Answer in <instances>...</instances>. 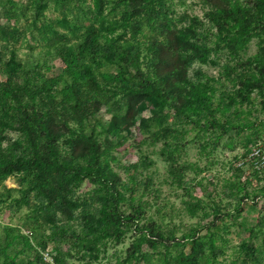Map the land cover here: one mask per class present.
I'll use <instances>...</instances> for the list:
<instances>
[{"label":"rangeland","instance_id":"374dc122","mask_svg":"<svg viewBox=\"0 0 264 264\" xmlns=\"http://www.w3.org/2000/svg\"><path fill=\"white\" fill-rule=\"evenodd\" d=\"M161 1L160 8L178 24L195 17L201 37L212 46L216 32L209 28L207 0ZM96 3L0 0V25L17 30L16 39L0 47V116L9 118L6 123L0 121L4 124L0 148L19 135L18 123L11 115H17V107L8 93L13 84L27 78L37 84L56 80L62 88L70 82L71 78L63 74V63L53 53L58 40L67 45L78 42L93 27L106 41L129 39V24L122 16L133 5L130 0H100L97 10ZM138 19L132 16L128 21ZM228 31L223 25L217 37L228 36ZM151 34L144 28L134 41L144 42ZM9 51L23 63L21 72L14 75L7 74L4 67ZM257 51V38L250 35L234 58L219 47L209 55L214 63L194 62L188 74L192 79L208 81L209 107L208 112L191 109L184 115L168 107L156 111L146 100L138 103L133 113H125L123 94L133 83L121 77L116 63L99 59L102 90L97 103L94 99L95 110L81 117L80 124L86 134L98 140L109 165L120 177L123 198L111 204L110 211L129 214V228L117 239L99 238L94 249L88 250L76 243L80 232L77 238L67 232L65 240H61V230L50 236L37 207L45 200L49 182L40 183L44 190L38 191L30 187L29 176L11 173L0 180V244L5 243L6 232L10 241L0 251V264H36L35 256L49 258L48 252H58L62 264H135L124 257L140 225L153 227L161 235V242L154 247L142 245L154 264H159L162 257L184 255L193 238L205 244L198 264H264L263 98L250 92L238 100L235 91L240 76L236 70L225 76L228 69L224 67H232L238 57L255 56ZM58 102L52 93L30 104ZM21 103L31 108L27 100ZM125 117L129 118L126 126ZM71 125L76 123L71 121ZM71 186V197L77 202H87L94 190L83 177H77ZM73 219L69 226L77 232L80 219Z\"/></svg>","mask_w":264,"mask_h":264},{"label":"trees","instance_id":"16d2710c","mask_svg":"<svg viewBox=\"0 0 264 264\" xmlns=\"http://www.w3.org/2000/svg\"><path fill=\"white\" fill-rule=\"evenodd\" d=\"M130 2L133 5L122 16V20L129 24V39L122 42L103 40L94 27L81 40L69 45L57 37L53 53L63 63V74L71 78L68 84L59 88L56 80L37 84L27 78L21 84H13L8 91L17 107V115L15 112L11 115L18 123L19 135L0 148V180L11 173L22 172L30 177V187L38 191L44 190L40 183L49 182L44 190L45 200L37 206L40 218L46 223L50 236L61 230V240L69 237L67 232L76 238L80 232L76 243L86 250L94 249L99 238L117 239L128 230V223L132 220L129 214L110 211V205L123 198L120 177L109 165L98 140L92 134H86L80 124L81 117L89 116L95 110L94 99L97 103V94L102 90L99 59L116 63L121 77L133 83L123 94L125 113H133L143 100L151 102L159 112L165 107L177 115H184L191 109L208 112V81L190 78L189 68L194 62L214 63L209 55L219 47L234 58L247 38L254 35L257 54L234 59L232 67L224 66L228 69L225 76L236 70L240 76L235 91L238 100L253 92L263 98L261 106H264V0H251L249 4L207 0L209 28L216 32L212 46L201 37L195 17L189 19L190 22L178 24L160 8L161 0ZM96 7V10L101 8L100 0H97ZM132 16H139V19L130 23L128 19ZM223 25H227L230 32H227L228 36L217 37ZM144 28L151 31L150 37L144 42L134 41V36ZM16 35V29L0 25V47L8 46ZM4 67L7 74L14 75L21 72L23 63L13 51H9ZM52 93L59 98L57 104H30L33 99ZM22 100H27L31 108L22 105ZM8 120V117L0 116L3 123ZM71 121L76 125L69 126ZM128 121V117L123 119L125 126ZM3 127L0 122V130ZM77 177L85 178L94 187L87 202H77L71 197V184ZM22 201L28 203L27 199ZM74 216L80 219L77 232L69 226ZM136 230L137 236L126 248L128 253L124 259L129 263L154 264L142 250V245L154 247L161 242L160 233L147 225H140ZM4 235L5 243L0 244V251L10 243L8 232ZM204 245L200 238H193L184 255L162 257L158 262L198 264V257L204 254ZM48 255L55 264H62L58 252H48ZM35 261L36 264H49L39 254Z\"/></svg>","mask_w":264,"mask_h":264},{"label":"built area","instance_id":"2783aa9c","mask_svg":"<svg viewBox=\"0 0 264 264\" xmlns=\"http://www.w3.org/2000/svg\"><path fill=\"white\" fill-rule=\"evenodd\" d=\"M47 255H48V253H47ZM43 260L46 261V262H48L49 264H52V260H51L50 257L49 258L43 257Z\"/></svg>","mask_w":264,"mask_h":264}]
</instances>
